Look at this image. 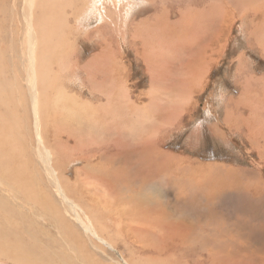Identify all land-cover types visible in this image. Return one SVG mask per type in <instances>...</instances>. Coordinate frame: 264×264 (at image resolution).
<instances>
[{
  "label": "rangeland",
  "instance_id": "1",
  "mask_svg": "<svg viewBox=\"0 0 264 264\" xmlns=\"http://www.w3.org/2000/svg\"><path fill=\"white\" fill-rule=\"evenodd\" d=\"M24 1L0 0V54L5 58L0 66V121L4 129L10 121L17 122L13 125L17 143L32 153V164H26V169L34 174L35 193L39 198L47 196L51 206L46 210L14 199L18 195L1 178L0 198L14 210L10 219L30 254H40L53 264H264V121L259 118L264 112V86L255 81L256 95L240 100L242 106L249 104V110H227L231 115L227 124L238 134L219 123L221 94L229 75L236 72L233 69L244 66L264 77V0L238 4L236 0H34L45 5L41 10L32 6L30 16L39 57L32 66L35 100L32 75L26 56L22 57L29 40ZM59 3L60 7L54 5ZM251 13L253 20L248 17ZM46 23L48 38L41 42L38 28ZM241 29L247 40H255L254 50L262 44L258 55H249L253 67L233 57L239 51L233 49ZM183 65L186 69L179 70ZM188 87L186 94L182 88ZM82 103L99 107V119L85 118L79 111ZM34 108L43 115L38 119L39 131L46 121L45 138L59 155L52 168L57 181L66 197L84 210L95 235L67 210L60 191L36 159L41 132L36 131ZM63 109H72L74 120L64 119ZM237 125H249V137ZM119 129L131 153L143 150V172L135 166L124 178L132 180L133 174L143 173L145 182L142 190L118 179L119 196L114 199L105 195L100 181L86 174L88 161L82 154L91 147L81 145L107 141L106 149L112 151ZM149 152L183 160L174 167L170 161L162 164L181 171L178 177V172L173 174L176 183L170 173L157 170L158 160H148ZM185 159L190 169L201 166L205 173L210 164L219 168L213 176L219 189L198 182L207 186L204 195L212 202L196 199L177 183L190 170L181 165H189ZM106 168L112 169L110 164L102 169ZM187 182L194 188L198 185L191 175ZM20 197L25 199L23 194ZM0 264L16 262L0 256Z\"/></svg>",
  "mask_w": 264,
  "mask_h": 264
},
{
  "label": "bare ground",
  "instance_id": "2",
  "mask_svg": "<svg viewBox=\"0 0 264 264\" xmlns=\"http://www.w3.org/2000/svg\"><path fill=\"white\" fill-rule=\"evenodd\" d=\"M48 0H46L47 2ZM55 1H59V0H55ZM240 0H236V4H238ZM45 2V1H44ZM51 2V1H49ZM60 2V1H59ZM24 9L22 10V15H23V20L24 22L26 23L27 25V34H28V37H29V40H28V44L27 42H25V45L27 44L28 45V51L27 53L25 54H22V57L23 55L26 56V59H25V63H27L28 65V69H29V76L31 77L32 75V79H30V83L32 84V92H31V95H32V99L35 100V93H36V90H35V84L37 85V81L35 79V76L34 75V68H32L33 66V62L34 64L36 65V63H38V59L36 58V54H37V49L34 47L35 44L37 43V40H35V37H34V30L32 29V24H31V18L30 17L32 15V6H35L37 10H41L43 5H40L39 2H36L34 0H25L24 1ZM55 3V2H54ZM42 4V3H41ZM51 4V3H50ZM62 4V3H61ZM101 4V3H100ZM56 5V4H54ZM233 5V3H232ZM40 6H41V9H40ZM45 6V5H44ZM47 7H49V5H47ZM235 7H237L235 5ZM17 8V7H16ZM23 8V7H22ZM46 8V7H45ZM50 8V7H49ZM253 8V7H252ZM224 9V8H223ZM4 10H6L4 8ZM16 10V9H15ZM44 10V9H43ZM51 10L52 8L50 9V13H51ZM17 11V10H16ZM55 11V10H54ZM248 11V9H247ZM49 13V14H50ZM43 14H44V11H43ZM254 15V13H251ZM45 15V14H44ZM53 15H56L54 13H52V16ZM52 16H48V17H52ZM227 16V14H226ZM245 15H242V17H244ZM155 17V16H154ZM153 17V18H154ZM253 19V18H252ZM149 21V20H148ZM152 21V20H151ZM24 25V24H23ZM143 25V24H142ZM47 23L44 24L43 26H40L38 28V36H41V42L42 40H44L45 38H48L45 31L47 29ZM25 27V26H24ZM262 27V26H261ZM26 28V27H25ZM145 29V28H144ZM26 30V29H25ZM29 31V32H28ZM146 31V30H145ZM132 35V34H131ZM165 39V38H164ZM139 40V38H138ZM142 40V38H141ZM39 42V45H40V41L38 40ZM47 42V41H46ZM12 45V44H11ZM262 45V44H261ZM22 47V46H21ZM11 48H13L11 46ZM27 48V47H26ZM262 48V52H264V48ZM43 49V48H42ZM9 50V49H8ZM21 50V49H20ZM13 53V51H12ZM22 53V52H21ZM3 54V53H2ZM2 54H0V66L3 65V62L5 60V58L3 59L2 57H4ZM33 54H34V57H33ZM207 54V53H206ZM17 55V54H16ZM18 57V56H17ZM105 57V56H104ZM160 57V56H159ZM165 58V57H164ZM42 59V58H41ZM107 59V57H106ZM169 60V59H168ZM164 61V60H163ZM9 63V62H8ZM24 63V62H23ZM196 63V62H195ZM197 64V63H196ZM16 65V64H15ZM122 65V64H121ZM193 65V64H192ZM42 66V65H41ZM184 66V65H183ZM179 67V70H185L186 69V66L184 67ZM9 68V66H6ZM13 67V66H12ZM36 67V66H35ZM44 68V67H43ZM10 69V68H9ZM13 69V68H12ZM15 69V68H14ZM171 68H169L170 70ZM37 68L35 69V73L37 72ZM40 70V69H39ZM15 71V70H14ZM22 72V71H21ZM197 72V71H196ZM24 73V72H23ZM23 73L21 75H23ZM47 74V72H45ZM198 73V72H197ZM202 73V72H201ZM14 74V72H13ZM38 75V74H37ZM197 76V75H196ZM28 78V77H27ZM27 81V80H26ZM171 81V80H170ZM13 82V80H12ZM172 82V81H171ZM170 82V83H171ZM190 82V81H189ZM8 83V82H6ZM186 83V82H185ZM29 84V83H28ZM16 85V84H15ZM170 85V84H169ZM5 86V85H4ZM9 86V85H8ZM10 87V86H9ZM30 87V89H31ZM12 88V87H11ZM29 88V87H28ZM114 88V87H113ZM184 93L186 94H189V87L188 88H182ZM164 90V89H163ZM0 91H2V83H0ZM5 91V90H3ZM6 91H9V90H6ZM5 91V92H6ZM183 93V92H182ZM184 94V95H186ZM124 97V96H123ZM187 97V96H186ZM185 99H188L186 98ZM259 97V96H258ZM182 98V97H181ZM255 99H257V97H254ZM260 98V97H259ZM106 100V99H105ZM183 100V99H182ZM65 101H68V100H65ZM74 102V101H72ZM80 102V101H78ZM33 107L36 106V102L33 101ZM68 103L70 102H67V106ZM77 103V102H76ZM177 103V102H176ZM44 104V105H43ZM65 104V103H64ZM43 107L47 104L45 103H42ZM52 106V105H51ZM73 105H71L72 107ZM79 111L82 113V115L87 118L88 116H90L92 120L98 118L99 119V116H101L98 112V109L94 108L93 105H88L86 103H82V104H79ZM78 106H76L78 108ZM87 106V107H86ZM156 106V105H155ZM180 106V105H179ZM54 107V105H53ZM69 107V108H71ZM110 107V106H109ZM129 107V106H127ZM55 108V107H54ZM57 108V106H56ZM60 108V107H59ZM73 109L75 108L74 106L72 107ZM156 108V107H155ZM181 108V107H180ZM89 109V110H88ZM35 110V108H34ZM87 110H88V113H87ZM51 111V109H50ZM59 112V109L56 110ZM55 111V112H56ZM63 111L65 112V116H64V119H67V120H74L72 118V109L69 110V109H63ZM78 111V110H77ZM130 111V110H129ZM61 112V111H60ZM76 112V111H75ZM79 112V113H80ZM183 112V111H182ZM102 113V112H101ZM109 112H104V114H107ZM131 113V112H130ZM49 114V113H48ZM51 114V113H50ZM57 114V112H56ZM76 114V113H75ZM75 114H74V117H75ZM227 116L224 115V123L228 122V114H226ZM34 116H35V123H36V131L38 132L39 131V122H38V119H42V113L40 112L39 115H37L36 113V110L34 112ZM80 116V115H79ZM231 116V115H230ZM96 117V118H94ZM104 117V116H103ZM44 119V118H43ZM78 119V118H77ZM176 120V119H175ZM89 120L87 119V122ZM85 122H86V119H85ZM86 122V124H88ZM231 122V121H230ZM17 124V122L15 120L13 121H10L9 124H8V127L6 129H4L2 127V125L4 124L3 122L0 121V178H1V181L7 186L8 190H12L13 192H15V194H17L18 196L14 197V199L16 198H20L22 203L24 204H27V203H31L34 205L38 204L39 206H41L40 208H45L46 210H48V206L50 205V202L47 200V196L45 197H38L35 193V188H33V180H34V174H32L31 171L27 170L26 169V164H29L31 165L32 164V158H30V155L32 154L31 152H29L27 149H23L21 146L22 143H20V145L17 143L18 140H16V131H15V126L13 127L14 124ZM66 123V122H65ZM39 124V126H38ZM62 124V123H61ZM72 124V123H70ZM237 124V123H236ZM46 125L45 129L43 128L44 126ZM51 125V124H50ZM54 125V122L51 126ZM64 125V124H63ZM81 125V124H80ZM112 123L111 124H108L107 127L110 128V131L112 129L111 127ZM139 125V124H138ZM233 125V124H232ZM240 125V124H239ZM238 126V128L241 129V127ZM65 126H67L65 124ZM73 126V125H72ZM86 127V125H84ZM249 126V125H248ZM248 126H244L242 128H244L246 130V137H249V129L247 128ZM38 127V128H37ZM76 127V126H75ZM52 128V127H50ZM69 128V127H68ZM72 128V127H70ZM74 128V126H73ZM83 128V127H82ZM236 128V127H235ZM42 129L44 131H42ZM64 128H61V130H63ZM75 129V128H74ZM209 129V128H208ZM78 130L81 131V129L79 128ZM115 130V129H114ZM59 131V130H57ZM215 131V130H214ZM41 132V138H37V141H38V144H37V149H36V153L37 155H34L36 156V159L40 162V164L44 167L45 169V172L47 174V178L51 179L52 183H53V187L55 186L56 190L58 189L60 191V195H62V198L64 202V204H66L67 206V210L70 211L71 213H73L77 220L79 221V223L83 226V228L85 229H88L90 230V232L93 233V228L92 226L90 225V220L89 218L86 216L85 212L83 209H81L76 203L75 201H71V199H68V197H66L65 193H64V190L63 188L59 185L58 181H57V177L56 175L54 174V170L52 169L53 168V165L56 166L58 164V156H57V152H54V151H51L50 149V142L49 140H47L45 138V135H46V132H47V124H46V121L45 123L43 124V126H41L40 128V131ZM54 132V131H53ZM64 132V131H63ZM67 133V135L69 134L68 130L65 131ZM72 132V131H71ZM92 132V131H90ZM114 132V131H113ZM217 132V131H216ZM66 133H63L64 135H66ZM76 133V132H75ZM119 135H118V141L117 143H113V148H112V151L111 149L110 150H107V146H109L110 143H108L107 141H105V143H100V144H97V142L95 143H86L85 145H81V146H86V145H89L91 148L85 153V154H82L84 156V158L88 161L86 162V168L88 170H86V174L89 176L90 179H94L96 180L97 182L100 181V183H102V187L104 189V192H105V195L107 196H110L112 198L115 199H118V196H119V188L120 186L116 185V182L119 180H121L122 178H124L125 175V172L131 170V168H134L135 166H137L142 172H143V150L141 149L139 152L138 151H135V152H130L128 149L129 147H127V143L126 141H123V131L122 129H119ZM117 133V134H118ZM66 135V136H67ZM2 136L4 137V139L2 138ZM18 138V137H17ZM30 138V137H29ZM19 139V138H18ZM127 139V138H126ZM129 139V138H128ZM31 140V139H30ZM110 140V139H109ZM256 140V139H254ZM114 141V140H113ZM133 141V140H132ZM257 142V141H255ZM34 144V143H33ZM112 144V143H111ZM147 144V143H146ZM152 145H155V143H151ZM150 144V145H151ZM24 145V143H23ZM22 145V146H23ZM80 146V147H81ZM143 146V145H142ZM148 146V145H147ZM22 149H20V148ZM80 147L77 148V150H80ZM146 148V147H145ZM154 148V146H153ZM84 149V148H83ZM109 149V148H108ZM139 150V148H138ZM35 151V149L33 150ZM151 151V150H150ZM80 152V151H79ZM158 152H154V153H150L149 152V161L150 162H154V160H158V163L155 164L157 165V170H161V172L164 170V172H168L172 175L171 179L173 181L174 179V182L176 180V178L178 176H180L181 174V171L179 172V169H176L174 168L173 170L170 169H167L164 165L162 164H165L164 161H170L172 162V165L173 167L175 166V162H178V164L182 163L183 160H181V158L179 157H173L171 155H168V154H163L162 157L160 156V154H158L160 158H158L159 156L157 155ZM34 159V158H33ZM163 160V161H162ZM102 161V162H101ZM134 161V162H133ZM186 163L189 164V165H184V164H181L182 167H185V168H189L191 167V163L187 162V160L185 159ZM21 162H24L21 163ZM103 163V165H99V163ZM108 164L111 165V170L107 169L106 171H104L103 166L105 165V167L107 166L108 167ZM171 166V165H170ZM211 167H209V172L205 173L204 172V168H201L198 167L197 169H190V170H187L184 174L186 175L187 178H180L178 180V184L181 185L182 187L184 188H187V189H190L191 192L193 193L192 196H194L196 199L199 198L198 200H201V199H204V201H211L213 199H210L208 198L206 195H204L205 193L208 194V189H207V186H205L204 184H199L198 182L201 180L203 182L207 181L208 182V187L211 189V190H217L220 188V184L219 182L215 181V179H213V176H216V174H219L220 172L218 171L219 168L215 165H212L210 164ZM34 167V166H33ZM149 167V166H148ZM32 168V166L30 167ZM181 168V166H180ZM150 169V168H149ZM35 171V169H33ZM109 170V171H108ZM134 170V169H133ZM217 170V171H215ZM57 171L59 173V170L57 168ZM102 172V173H101ZM178 172V175L177 177L174 176L173 178V174L177 173ZM34 173V172H33ZM36 173V172H35ZM101 173V174H100ZM119 173H121L120 177H119ZM22 174H24L22 176ZM141 175V179H138V178H135V177H138ZM191 175V181L193 182H197V186L196 188H194L193 186H191L188 182H187V179L188 177H190ZM133 179L132 180H129L128 178H124L123 182H129L131 181V183L137 187V189H142L143 190V183L145 182L143 180V173H136V174H133ZM170 176V175H169ZM119 177V178H118ZM36 178L37 177V174H36ZM46 178V177H45ZM60 178V177H59ZM152 178V177H151ZM87 179V178H86ZM119 182V181H118ZM148 182V181H146ZM37 183V182H36ZM176 183V182H175ZM52 185V184H51ZM202 185V186H201ZM38 187V186H37ZM178 189V188H177ZM57 190V191H58ZM93 192V190H92ZM40 193V191H39ZM23 194L25 199L24 198H21L20 195ZM48 194V193H47ZM92 194V193H91ZM213 194V192H212ZM211 194V196H212ZM88 195H90V193L88 192ZM42 196V195H41ZM93 196V195H92ZM176 196V195H175ZM210 196V197H211ZM185 201V200H184ZM53 203V202H52ZM55 203V202H54ZM184 205V204H183ZM51 206V205H50ZM59 207V206H58ZM57 207V208H58ZM56 208V209H57ZM12 208L10 206V204H8L5 200L1 199L0 198V251H3L5 253H1L0 256H4L6 257L7 259H13L16 264H38V262H40V264H53L50 260H48L47 258L44 259V258H41L40 254L39 255H31L30 254V251L27 250V248H25V246H23V244L21 243L20 239H19V236L17 234V229H16V226L14 224V222L11 221V214L10 213H13L12 212ZM78 210H80L81 214H79ZM185 210V209H183ZM14 211V210H13ZM54 213V212H53ZM16 217H20L18 214H15ZM84 217V218H80V217ZM93 217V216H92ZM29 233V232H28ZM95 235V233H93ZM22 236V235H21ZM20 236V237H21ZM36 237V236H35ZM33 242H35L33 240ZM104 242V241H103ZM29 243V242H27ZM32 243V242H31ZM29 245V244H28ZM40 248V247H37V249ZM167 249V247H162V251H165ZM33 250H35L33 248ZM32 250V251H33ZM6 252H10L12 253L10 256L9 254L6 255ZM35 253V252H34ZM37 254V253H36Z\"/></svg>",
  "mask_w": 264,
  "mask_h": 264
},
{
  "label": "crops",
  "instance_id": "3",
  "mask_svg": "<svg viewBox=\"0 0 264 264\" xmlns=\"http://www.w3.org/2000/svg\"><path fill=\"white\" fill-rule=\"evenodd\" d=\"M56 5L60 7L61 3L56 4ZM248 17L253 18L254 15L249 14ZM259 30H260V28H259ZM258 32L260 34V31H258ZM45 33L47 35V30L45 31ZM245 37H247V34L241 29V32L239 31L240 40L239 41L237 40V44H236L235 48L233 49V51H237V49L239 51H237L233 55V57H235V60L236 59H239L240 61L243 60L242 62H244V65L248 64L250 67L251 66L253 67L252 64L250 65L249 55H254V56L258 55L260 53L259 48L262 45L258 48V46L255 44L256 47L258 48V50H254L255 49L254 48L255 40H247ZM260 59H261V57L259 58V60ZM247 60L249 62H247ZM243 67L241 68L242 70L240 68L238 69L236 67L233 69L236 72L235 73L232 72V74L229 75V82L227 81L228 86H226L225 93L221 94V101H220L219 123H220V125H222V124L228 125L229 126V132L235 133V134H238V133L232 128L231 125L227 124V122L223 123L224 122V120H223L224 115L225 116H227L226 114L230 115V113H227L228 112L227 110L231 111V110H234V108H237L239 113H241L240 112L241 109L243 110L242 113L249 110L250 109L249 104H247L246 106H242V104L241 105L239 104L240 100H242L241 102L247 101V97H246L247 94H249L250 97L253 95H256V93H254L252 90V86L255 83V81H258V83L261 84V88L264 86L263 75H260L259 77H257L254 75V73H253V71H251V69H245V67L244 68ZM240 70L242 71L243 74H241V80L239 78V82H238ZM246 71H249L250 74L246 73ZM227 79H228V77H227ZM231 88L233 89V91H230V92H232V95L230 97H228L229 89H231ZM233 93H235V94H233ZM169 100L171 101V100H173V98L171 96H169ZM98 109H99V107H98ZM259 118L262 121H264V112L261 114V116ZM255 122H258V121H255ZM254 124H256V123H254Z\"/></svg>",
  "mask_w": 264,
  "mask_h": 264
}]
</instances>
